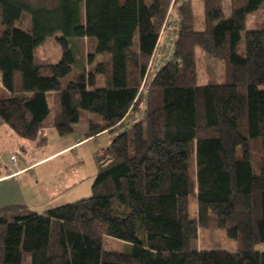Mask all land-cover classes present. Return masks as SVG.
<instances>
[{
  "label": "trees",
  "instance_id": "obj_1",
  "mask_svg": "<svg viewBox=\"0 0 264 264\" xmlns=\"http://www.w3.org/2000/svg\"><path fill=\"white\" fill-rule=\"evenodd\" d=\"M201 1L200 27L192 0L179 4L173 52L158 68L170 0H0L6 125L43 145L44 127L68 135L87 110L100 121L86 137L114 132L95 152L90 196L43 212L0 206V264H264L254 249L264 242V0ZM23 13L29 29L17 24ZM85 37L95 42L89 67L65 81L72 42ZM50 38L60 59L37 63ZM195 46L222 62L220 79L196 82ZM210 226L234 229L236 247H196ZM105 235L123 248L104 247Z\"/></svg>",
  "mask_w": 264,
  "mask_h": 264
},
{
  "label": "rangeland",
  "instance_id": "obj_2",
  "mask_svg": "<svg viewBox=\"0 0 264 264\" xmlns=\"http://www.w3.org/2000/svg\"><path fill=\"white\" fill-rule=\"evenodd\" d=\"M48 1V0H45ZM192 14L195 16V25L197 27L201 26L202 18H203V4L201 0H192ZM168 9V8H167ZM167 12V11H166ZM31 17L23 13L21 16V19L18 21V25L21 27H24L26 29H29L31 26ZM173 30L179 31L180 27L178 24V27L172 28ZM4 30V27L0 25V33ZM159 39V40H158ZM158 46L157 49L160 52V55H156V61L158 63V68L161 66L162 63L168 58H166V54L168 52L169 45L168 41H165L163 38L158 37ZM74 52L76 54V60L72 65L71 71L64 77L65 81H71L76 75H78L83 69L87 70L89 67L87 63V56L89 54H92L94 52L95 42L92 38H82V39H74L72 42ZM174 48V46H173ZM61 45L60 42L56 38H50L45 46L40 47L38 50L35 51L34 57L35 61L37 63L41 64H54L58 62V60L61 57ZM194 60H195V76H196V82L197 83H205L210 79H220V76H222V62L218 59L214 60L213 58L207 56V54L198 46L194 47ZM95 62V61H94ZM156 63V64H157ZM152 64V63H151ZM93 66V64L91 65ZM156 66V65H155ZM87 73V71H84ZM154 70L148 73V77L145 76V79L151 77ZM98 80L97 84H101L102 77H96ZM143 81L141 82L140 90L143 92L146 89V86H143ZM21 91L22 90V79H21V73L18 71H15L13 74V90L15 91ZM11 94L4 86L0 89V96H6ZM88 114L89 112L87 110L81 111V116L79 121L75 122L78 125V129H82V125L84 123L87 124L88 121ZM98 118V119H97ZM92 118L94 122L100 121V118ZM74 123V124H75ZM114 133V132H112ZM45 134L47 137V145L41 146L38 148H35L34 145H31L30 147L24 149V148H18L15 149L16 151V160L24 159L26 162H30L33 159L39 157L40 155L51 151L58 145V141L53 139V134H57L55 131V128L52 125L47 126L45 128ZM108 137V134L102 135L100 137L95 138L94 140H91L90 142L85 143L84 145H81L78 148L76 157H80V162L75 164L77 165V168H79L82 173L86 171V173H89L90 171H94L95 169V161L93 159V153L94 151L100 149L101 147H105L106 139ZM59 138V137H58ZM66 138V137H64ZM32 144V143H31ZM101 148V149H102ZM10 157V156H9ZM59 160V158H55L48 163H45L44 165L37 166L32 170H28L27 174H29L31 171L37 172L40 174L38 176V179H40L41 182H54L57 180V178H62V170H57L52 168L54 163H56ZM51 164V165H50ZM81 167V168H80ZM41 171V173H39ZM37 178V177H36ZM94 179V178H93ZM92 179V181H93ZM33 180H36L33 178ZM92 183V182H91ZM81 184V185H80ZM78 186L79 188L73 189L72 192L78 193L83 192L82 186L83 181ZM34 194V197L30 195L28 197V207L34 208L36 211H45L47 208V202L46 198H42L41 196H44L43 189L41 191H37ZM81 196H77L74 198H71L67 202L75 201L80 198L88 197L91 195V192H84V194H80ZM32 196V198H30ZM61 196V195H59ZM58 196H55L53 199L54 201L57 200ZM62 202V203H67ZM195 210L196 208L192 205L191 207V217L195 216ZM233 231V232H232ZM235 230L234 229H223V228H215V227H199L197 231V239L195 242L196 247L203 248V249H234L236 247V241H235ZM124 242L110 237V236H104L103 237V246L106 248H111L114 250H121L123 248ZM254 249L256 250H264V242H258L255 244Z\"/></svg>",
  "mask_w": 264,
  "mask_h": 264
},
{
  "label": "crops",
  "instance_id": "obj_3",
  "mask_svg": "<svg viewBox=\"0 0 264 264\" xmlns=\"http://www.w3.org/2000/svg\"><path fill=\"white\" fill-rule=\"evenodd\" d=\"M157 55L159 56L160 54ZM2 87L3 86L0 81V89ZM15 92L20 91H17V89H15ZM92 118H97V116L89 113L87 124L84 123L82 125V129H78L77 123L73 124L74 131L68 135L61 136L57 132V134H53V139L58 141L59 143L51 151L40 155L30 162H26L21 158L19 160L17 158L15 162H10L9 156L11 154L17 155L15 149H26L31 145H34L35 148H38L43 146L45 143L46 144L44 146H46L47 137L45 134V128H47V126L44 127L42 131V135L44 138H46V141L43 145H38L34 140L22 139L17 136L0 117V206L22 204L28 207V197L30 195L34 197V194L31 193L41 191V189H43L44 193V196L41 197L48 200V209L63 204L62 202H67L71 198H77V196H81L80 194H84V192H91V182L97 170L95 152L100 151L102 147L94 151L93 159L96 165L95 169H93L94 171H90L89 173H86V171L82 173V171L77 168V165L75 164L80 162V157H76L77 152L73 151H78V148L81 145H84L85 143L90 142L97 137L108 134L105 143L106 146L114 135V133L112 134V132L108 130H103L93 136L86 137L84 133L88 127L89 121ZM55 158H59V160L54 163L53 166H51V169L54 168L57 170H62V178H57L56 181L49 183L41 182L40 179H38V176H40V174L35 172V170L27 174L28 170H32L37 166L44 165L45 163H48ZM39 173H41V171H39ZM33 178L36 180H33ZM82 181L83 184L82 186H80V188H82L83 192H72L73 189L79 188L78 185ZM32 196L30 198H32ZM55 196H58V198L54 201L53 198ZM31 210L35 212H43L36 211V209L34 208H32Z\"/></svg>",
  "mask_w": 264,
  "mask_h": 264
},
{
  "label": "built area",
  "instance_id": "obj_4",
  "mask_svg": "<svg viewBox=\"0 0 264 264\" xmlns=\"http://www.w3.org/2000/svg\"><path fill=\"white\" fill-rule=\"evenodd\" d=\"M186 0H170L168 9L166 12V16L163 20L162 26L159 31V38H163L165 41H168L169 50L167 52V56H169L173 52V37L178 32L177 30H173L172 28H177L180 20V9L179 4ZM159 40V39H158ZM158 46V41H157ZM160 53V52H159ZM16 155L11 154L9 157L10 162L16 161Z\"/></svg>",
  "mask_w": 264,
  "mask_h": 264
}]
</instances>
